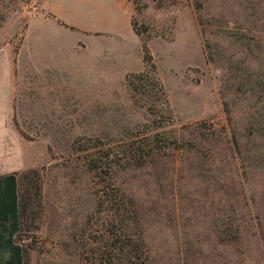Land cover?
Here are the masks:
<instances>
[{
  "label": "rangeland",
  "instance_id": "374dc122",
  "mask_svg": "<svg viewBox=\"0 0 264 264\" xmlns=\"http://www.w3.org/2000/svg\"><path fill=\"white\" fill-rule=\"evenodd\" d=\"M2 3L25 264H264V0Z\"/></svg>",
  "mask_w": 264,
  "mask_h": 264
},
{
  "label": "crops",
  "instance_id": "0c3cea01",
  "mask_svg": "<svg viewBox=\"0 0 264 264\" xmlns=\"http://www.w3.org/2000/svg\"><path fill=\"white\" fill-rule=\"evenodd\" d=\"M19 229L17 175L0 172V264H23L21 244L15 238Z\"/></svg>",
  "mask_w": 264,
  "mask_h": 264
},
{
  "label": "trees",
  "instance_id": "16d2710c",
  "mask_svg": "<svg viewBox=\"0 0 264 264\" xmlns=\"http://www.w3.org/2000/svg\"><path fill=\"white\" fill-rule=\"evenodd\" d=\"M3 1H5V0H0V4ZM140 43H141V49L143 51L142 59H143L144 62H146L147 60L149 61V56H148L147 51H146V46H145V44H144L142 39H140ZM144 73H145V70L139 71V72H135V73H131V76L139 78ZM152 76H153V74H152ZM154 82H156V84H157L156 85V89L158 90V92L162 93L161 85L158 82V80L154 78ZM31 171L35 172L36 170L35 169H31ZM17 192H18V210H19V229H18V231L15 234V238L16 239H17L18 232L22 228V224H24V215H25L26 206H27V195H26L27 191H26V189H24V187H22V188L20 187L18 179H17ZM21 248H22V255H23V264H25L24 248L22 246H21Z\"/></svg>",
  "mask_w": 264,
  "mask_h": 264
}]
</instances>
